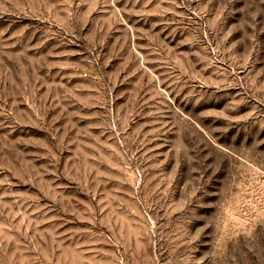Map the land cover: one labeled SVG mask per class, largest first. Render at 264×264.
<instances>
[{"label":"rangeland","instance_id":"1","mask_svg":"<svg viewBox=\"0 0 264 264\" xmlns=\"http://www.w3.org/2000/svg\"><path fill=\"white\" fill-rule=\"evenodd\" d=\"M0 264H264V0H0Z\"/></svg>","mask_w":264,"mask_h":264}]
</instances>
